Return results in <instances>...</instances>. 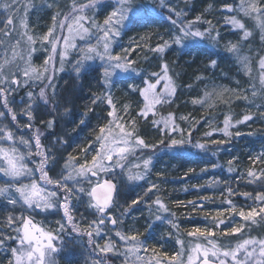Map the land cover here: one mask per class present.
Here are the masks:
<instances>
[{
    "label": "snow or ice",
    "instance_id": "1",
    "mask_svg": "<svg viewBox=\"0 0 264 264\" xmlns=\"http://www.w3.org/2000/svg\"><path fill=\"white\" fill-rule=\"evenodd\" d=\"M192 2L41 0L37 5L35 0H0L4 264H60L66 250L72 251L69 245L88 253L84 264H264V151L249 154L247 162L240 156L223 164L218 159L222 147L245 135L238 126L264 121V0H220L219 7L212 0L195 15ZM33 9L50 13L51 23L42 34L29 27ZM213 12H220L222 21L207 18ZM221 22L235 41L221 44ZM154 23L167 27L151 31ZM136 28L146 31L122 47L124 37ZM37 44L47 52L39 65L33 63ZM203 49H209L207 63L193 69L194 83L212 80L221 59L233 61L247 80H235V88L205 83L200 93L184 101L203 110L196 118L173 108L181 90L191 91L194 83L178 82L184 70L168 53H191L193 59L184 61L190 67ZM91 70L96 71L97 90L76 128L93 116L95 124L86 142L67 151L69 133L54 130L61 107L71 100L56 81L66 71L69 79L80 81ZM118 85H123L121 95L114 91ZM236 101L247 103L239 119L231 110ZM218 106L228 108L222 121L214 114ZM69 111L63 108L64 114ZM201 121L209 130L197 137ZM185 152L207 157L200 173L221 170L203 184L190 185L197 191L219 190L218 196L183 201L164 195L165 173L156 162ZM195 172L189 168L184 176ZM241 184L251 190L241 191ZM135 188L141 191L126 199L123 194ZM209 204L217 206L210 209ZM181 207L191 208L185 217L201 215L206 223L182 227ZM137 210L140 215L133 216ZM39 215L58 218L45 223L36 219ZM161 226L160 238L175 242L170 252L149 244Z\"/></svg>",
    "mask_w": 264,
    "mask_h": 264
},
{
    "label": "rangeland",
    "instance_id": "2",
    "mask_svg": "<svg viewBox=\"0 0 264 264\" xmlns=\"http://www.w3.org/2000/svg\"><path fill=\"white\" fill-rule=\"evenodd\" d=\"M205 0H193L192 4L190 5L193 9L191 15H195L198 12H201L203 8L211 2L204 3ZM220 0H217L216 6L219 7ZM35 3L37 5H40L41 0H35ZM181 6H183V0H180ZM204 4V5H203ZM3 10L0 9V14H2ZM220 17L222 21V14L220 12H213L211 14H207V18L213 19L215 22V18ZM51 19H50V13L43 11V10H37L33 9L30 12L29 15V27L33 30L34 33H43L47 30V26L50 25ZM2 27V25H0ZM221 31H222V39L221 44L227 42L228 40L235 41L237 39L236 36L232 34L228 26H224L221 22ZM133 37V36H131ZM128 37L124 42H122V47L127 46ZM258 40V37H257ZM36 47L39 49V45L37 44ZM245 48H247V45H245ZM119 50V49H118ZM255 50V49H253ZM173 54H176L175 50L172 52ZM172 54V55H173ZM47 55V52L44 49H39L37 52L33 54V63L36 65H39L42 63L43 59ZM58 59V58H57ZM230 60V59H229ZM235 65V64H234ZM57 66L58 63H57ZM236 66V65H235ZM237 67V66H236ZM94 70L86 71L81 78L80 81H76L75 79H69L68 71L60 73L57 78V83L60 85L61 92L64 96L68 97L71 100L70 104H64L60 109V117L57 122L56 128L54 130L55 133L60 132H68L69 135L67 137L68 145H67V151H72L76 148L77 145H80L82 142H86V139L89 137L90 130H84L83 126H80L79 128H76L74 125V111L76 110L80 114L84 110V107L86 104L90 102V96L93 91H96V74L94 77L92 76V84L90 87L85 88L84 87V77L86 75H91ZM224 79H219L218 81H210L207 84L209 87L212 86L213 82L218 85L227 86L229 88H235L236 83L235 80H242L246 81L247 78L243 76L242 73L232 72L230 75L227 74ZM234 77V79H233ZM243 77L245 80L241 79ZM205 83L201 86V89L204 88ZM243 86V84L241 85ZM123 85H118L114 91H116L117 95H121L119 89L122 88ZM34 91V89H33ZM84 91H88L90 93L89 97L85 100L86 103L81 108V110H78L75 108L77 99L80 95L83 94ZM23 95V92H21L16 98L17 100L20 99V96ZM259 103V101H257ZM193 106V105H191ZM67 107L70 109V111L67 114L63 113V108ZM194 107V106H193ZM197 108L199 106H196ZM247 107V103L244 101H236L231 105V110H235L238 112L236 114L237 118L239 119L240 116L244 114L243 110ZM227 106H218L215 110V117L219 112L221 111H227ZM192 116L196 117L197 113H194V111L190 112ZM42 119H46L47 117H41ZM26 118L21 117V120H25ZM39 124V121L37 122ZM187 127V125H185ZM73 128H76V131H72ZM240 130V129H239ZM49 132H52L53 130H48ZM249 131L255 132L254 135H247ZM241 132L245 133L244 136L235 138L233 142L230 144L222 147L221 152L218 156V159H222L224 163L227 159H230L231 156H240L241 159L245 162H247L248 155L249 154H256L261 151H264V148H262V145H264V121H253L247 124L243 127ZM51 139V137L49 138ZM211 153H209L210 155ZM184 158V161H179V159ZM203 159H207V157H203ZM203 159L201 157H198L194 154V152H185L181 154L180 156H177V158H171V156H161L160 159L156 162V168L158 170H163L165 173V182L162 184V187L164 188V192L167 196H169L170 200H183L187 201L190 199H195L200 195H219V190H213L207 189L205 191H197L196 189H193L190 187L192 184H203L206 180L212 177L213 174L220 175L221 171H218L217 169H210L209 173L203 174L199 172V169L201 167H204L205 164L203 163ZM212 159L215 161L217 157H212ZM194 168L196 169L195 173H190L188 176H184V173L189 169ZM239 175V173H237ZM225 178V177H224ZM152 179H156L155 175L152 176ZM185 187H189V191L185 192L183 189ZM241 191L251 189L244 188L243 184L240 186ZM141 190L139 188H135L133 190L128 191L127 193H124L123 195L126 197V199L134 198L135 195L140 192ZM185 192V194H184ZM216 204H209L208 208H215ZM2 207V205H0ZM80 211H83V209H80ZM178 215H180V219L182 221V227L184 228H191L193 226H203L206 221L204 220L203 216L193 214L191 217H185L182 215L185 212H191V208H179L177 209ZM140 210H137L133 213V216H139ZM146 215V212H145ZM57 216H48L46 219L43 215L36 216L37 220H43L45 223H54V221L57 219ZM129 223H131V218H129ZM143 223V221H141ZM163 231V226L158 227L155 230V233L152 234L151 239L149 240V244H156L157 247L163 246V249L166 251H171L175 247V242L173 239H169L167 237H164L163 239L160 238L161 232ZM69 248L72 249V251L66 250L65 256L59 258L60 264H84L85 259L88 256V253L78 245L73 248L72 245H69ZM6 260V256L3 252H0V264H4V261ZM115 264H119V260L115 261Z\"/></svg>",
    "mask_w": 264,
    "mask_h": 264
},
{
    "label": "trees",
    "instance_id": "3",
    "mask_svg": "<svg viewBox=\"0 0 264 264\" xmlns=\"http://www.w3.org/2000/svg\"><path fill=\"white\" fill-rule=\"evenodd\" d=\"M167 25L164 24H159V23H154V24H151L149 26L150 30L151 31H161L163 32L164 28H166ZM146 29L144 28H136L134 29L132 32H129L123 39V42L128 38V37H131V36H134L135 34H142L143 32H145ZM137 39H138V35H137ZM209 51V49H203L201 51L200 54H198L196 57H195V63H192L191 66L189 67L188 65H186L184 63L185 60H188V61H191L193 59V55L191 53L187 54V55H177V59L174 60V61H179V66L180 68H183L184 72H183V75L180 77V80L178 81L179 83H182V84H188V83H194V81L191 79V77H193L195 75V73L193 72V69H196L198 66L203 68V65L207 63V59L204 58L207 56V52ZM173 53L170 52L168 53V59L170 60V56L172 55ZM215 58V57H213ZM171 61V60H170ZM232 72H237V67L234 65V62L229 60V59H221V62H220V67L218 69H216V72H215V75L213 77L212 80H209V81H205V82H195L194 83V88L189 91L188 89H182L181 90V93H180V96L179 98L177 99L176 101V104L173 105V108H176V107H179V111L180 112H191V111H194V113H197V116L196 118H199V116L202 114V109L200 107H193L191 106V104H187L185 105L184 101L187 100L189 97L191 96H195L197 95L198 93H200V90H201V86L204 84V83H208L210 81H218L219 79H224L226 78L225 76L226 75H221V73H226V74H231ZM91 75H86L84 78V87L85 88H88L91 86L92 84V76L94 77V75L96 74V71L94 70L92 73H90ZM205 75H209V73H204ZM241 79L245 80L243 77H241ZM41 87L43 85H40ZM34 91H39V88H35ZM90 93L88 91H84L82 95L79 96V98L77 99V103H76V106L75 108H77L78 110H81V108L84 106V104L86 103V99L89 97ZM85 108V107H84ZM225 111H221L219 112V114H217L216 116V120L218 121H222L223 120V113ZM234 114H238L237 111L233 110L232 111ZM79 114L78 112L75 110L74 111V116H73V120H74V125L76 126L78 121H79ZM235 118H237V116L235 115ZM238 119V118H237ZM95 124V116H93V118L88 122L87 125H84L83 128L84 130H90ZM39 126V124H38ZM199 127V131H197L195 133V135L197 137H199L201 135V133H203L204 131H207L209 130L206 125H205V122L204 121H201L200 125H198ZM240 131L243 129L244 126H238ZM42 131H44L43 127L41 128ZM21 131H23V129H21ZM47 135V133H46ZM51 136H48L47 138L49 139ZM214 138H222L221 134L219 133H214ZM234 140V139H233ZM232 140V142H233ZM45 143H47V140H45ZM177 158V157H176ZM185 159L181 157V159H179V161H184ZM220 162H223L222 159H219ZM218 171H221L220 169H217ZM221 179H224L223 176H221ZM210 191H213L212 189ZM185 194V192H184ZM164 195L165 192H164ZM167 196V195H166ZM241 202L242 199H241Z\"/></svg>",
    "mask_w": 264,
    "mask_h": 264
},
{
    "label": "bare ground",
    "instance_id": "4",
    "mask_svg": "<svg viewBox=\"0 0 264 264\" xmlns=\"http://www.w3.org/2000/svg\"><path fill=\"white\" fill-rule=\"evenodd\" d=\"M206 2H212V0H205L204 3H206ZM203 5H204V4H203ZM177 57H178V56H177L176 54H173V55L170 56V60H171V61H174V60L177 59Z\"/></svg>",
    "mask_w": 264,
    "mask_h": 264
}]
</instances>
